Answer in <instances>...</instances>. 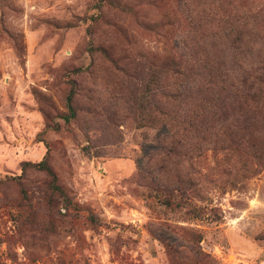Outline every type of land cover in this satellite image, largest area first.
<instances>
[{
    "label": "rangeland",
    "instance_id": "374dc122",
    "mask_svg": "<svg viewBox=\"0 0 264 264\" xmlns=\"http://www.w3.org/2000/svg\"><path fill=\"white\" fill-rule=\"evenodd\" d=\"M203 54L222 82L187 139ZM263 68L264 0H0V264H264V118L238 107ZM169 131L199 213L149 195ZM47 152L66 197L23 167Z\"/></svg>",
    "mask_w": 264,
    "mask_h": 264
},
{
    "label": "trees",
    "instance_id": "16d2710c",
    "mask_svg": "<svg viewBox=\"0 0 264 264\" xmlns=\"http://www.w3.org/2000/svg\"><path fill=\"white\" fill-rule=\"evenodd\" d=\"M104 1L105 0H100V4H102V2ZM202 56H204V58L202 60L201 66L204 72L205 79L204 81H202L198 89L200 100L196 102L197 104L191 110L192 112L186 120V123L188 125H185L183 129L185 130V134L183 136H186L187 139H198L200 137V129H202L203 125H205L204 122L207 119L208 112L216 106L217 93L219 92L222 82L221 77L223 73L220 67L216 65L213 60L208 58L205 54H203ZM83 70L84 69L82 67H78L74 70V72L70 73L67 79L71 84V89L66 101L67 112L61 115V118H63L67 122H69L76 116V108L74 104V97L76 95V80L74 76L75 74ZM165 71L167 73L173 72L174 74H176V76L180 75L182 72L177 62L175 64L166 66ZM254 77L255 78L252 83L253 91L250 92L248 96V101L250 103H247L245 96H241L238 102V107L239 109H243L244 103L252 114L256 115L260 113V117L262 116L264 118V68L262 72H260L258 75H255ZM165 95L168 99L173 97L174 100H178L179 96H181L182 99V97L184 96V90H180L179 87H176V90H166ZM187 95L188 94H186V96ZM173 103V100L170 101L171 105ZM46 128L59 130L60 125L59 123L52 122L46 125ZM180 135L182 136L180 132L169 133L168 136L172 139L169 141L168 146L166 144V146H163L162 148V154L164 155L161 157L162 162L158 165L159 173L152 178V185H150L149 183L147 184V186H150L152 188V191H155V194L149 193V195L157 197L158 201H160L161 204L171 208L194 205L191 196L188 195L189 189L191 188L193 183L191 181L187 182L186 180H184L182 170L174 166V164L177 163L176 161L182 155L180 148L182 149V147H184L188 143L183 142L184 138H181ZM241 139V136H239V140ZM234 140L236 141L237 138H235ZM191 143L193 142H190V144ZM26 166L46 171L52 177L51 185L53 189L61 192L66 197V192L64 188L58 183V176L50 164L48 152L41 161L27 162L23 167L26 168ZM139 169L141 170L142 166H139ZM142 171L143 169L141 170V176H144L146 178V174H144ZM148 172L151 173L152 171L149 170ZM196 191L198 192L197 189ZM194 209L196 213H199L201 211V207L195 206ZM91 220H94V217H91Z\"/></svg>",
    "mask_w": 264,
    "mask_h": 264
}]
</instances>
